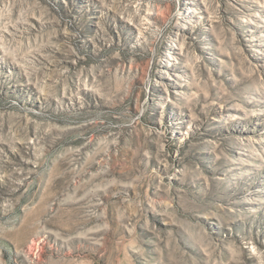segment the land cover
Instances as JSON below:
<instances>
[{
    "label": "rangeland",
    "instance_id": "374dc122",
    "mask_svg": "<svg viewBox=\"0 0 264 264\" xmlns=\"http://www.w3.org/2000/svg\"><path fill=\"white\" fill-rule=\"evenodd\" d=\"M0 264H264V0H0Z\"/></svg>",
    "mask_w": 264,
    "mask_h": 264
}]
</instances>
